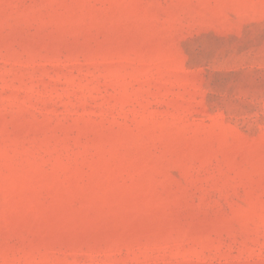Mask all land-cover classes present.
Masks as SVG:
<instances>
[{"label":"rangeland","instance_id":"1","mask_svg":"<svg viewBox=\"0 0 264 264\" xmlns=\"http://www.w3.org/2000/svg\"><path fill=\"white\" fill-rule=\"evenodd\" d=\"M0 264H264V0H0Z\"/></svg>","mask_w":264,"mask_h":264}]
</instances>
